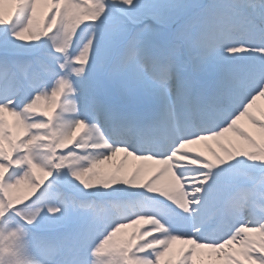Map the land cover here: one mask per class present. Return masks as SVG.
Returning a JSON list of instances; mask_svg holds the SVG:
<instances>
[{
	"label": "snow or ice",
	"instance_id": "6c2138e0",
	"mask_svg": "<svg viewBox=\"0 0 264 264\" xmlns=\"http://www.w3.org/2000/svg\"><path fill=\"white\" fill-rule=\"evenodd\" d=\"M0 264H264V0H0Z\"/></svg>",
	"mask_w": 264,
	"mask_h": 264
}]
</instances>
